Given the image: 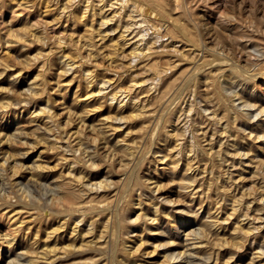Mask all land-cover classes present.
Listing matches in <instances>:
<instances>
[{"label":"rangeland","instance_id":"rangeland-1","mask_svg":"<svg viewBox=\"0 0 264 264\" xmlns=\"http://www.w3.org/2000/svg\"><path fill=\"white\" fill-rule=\"evenodd\" d=\"M0 264H264V0H0Z\"/></svg>","mask_w":264,"mask_h":264},{"label":"bare ground","instance_id":"bare-ground-1","mask_svg":"<svg viewBox=\"0 0 264 264\" xmlns=\"http://www.w3.org/2000/svg\"><path fill=\"white\" fill-rule=\"evenodd\" d=\"M231 66V65H230ZM238 68V67H237ZM197 69V68H196ZM199 69V68H198ZM200 70V69H199ZM199 70H198V72H199ZM194 71V70H193ZM201 72V71H200ZM203 72V71H202ZM202 74V73H201ZM255 74V73H254ZM198 75V74H197ZM197 75H196V77H197ZM251 76V75H250ZM254 76V75H253ZM253 76H251V77H253ZM256 76H258V75H256ZM198 78V77H197ZM193 79V78H192ZM256 90V89H255ZM249 104V103H248ZM165 115V114H164ZM165 117V116H164ZM167 118V117H166ZM165 118V119H166ZM161 119H162V116H161Z\"/></svg>","mask_w":264,"mask_h":264}]
</instances>
